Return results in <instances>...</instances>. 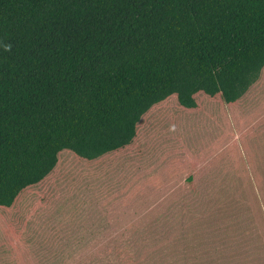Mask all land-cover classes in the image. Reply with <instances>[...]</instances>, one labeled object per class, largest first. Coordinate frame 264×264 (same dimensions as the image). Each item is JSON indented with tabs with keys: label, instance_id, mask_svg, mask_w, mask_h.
I'll use <instances>...</instances> for the list:
<instances>
[{
	"label": "trees",
	"instance_id": "trees-1",
	"mask_svg": "<svg viewBox=\"0 0 264 264\" xmlns=\"http://www.w3.org/2000/svg\"><path fill=\"white\" fill-rule=\"evenodd\" d=\"M263 85L264 0H0V264L22 201L57 196L66 151L142 157L158 112L245 107ZM164 219L82 264H243L239 244H198Z\"/></svg>",
	"mask_w": 264,
	"mask_h": 264
},
{
	"label": "rangeland",
	"instance_id": "rangeland-1",
	"mask_svg": "<svg viewBox=\"0 0 264 264\" xmlns=\"http://www.w3.org/2000/svg\"><path fill=\"white\" fill-rule=\"evenodd\" d=\"M143 142L142 157L96 164L66 151L57 196L22 201L26 223L3 264H82L89 249L166 215L198 244H239L243 264H264V85L245 107L158 112Z\"/></svg>",
	"mask_w": 264,
	"mask_h": 264
}]
</instances>
